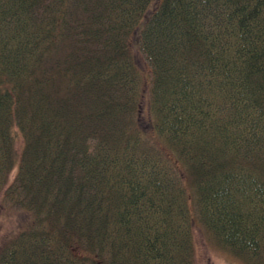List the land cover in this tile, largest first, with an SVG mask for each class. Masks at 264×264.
Listing matches in <instances>:
<instances>
[{
	"label": "trees",
	"instance_id": "1",
	"mask_svg": "<svg viewBox=\"0 0 264 264\" xmlns=\"http://www.w3.org/2000/svg\"><path fill=\"white\" fill-rule=\"evenodd\" d=\"M151 3L0 0V264H264V0Z\"/></svg>",
	"mask_w": 264,
	"mask_h": 264
},
{
	"label": "rangeland",
	"instance_id": "2",
	"mask_svg": "<svg viewBox=\"0 0 264 264\" xmlns=\"http://www.w3.org/2000/svg\"><path fill=\"white\" fill-rule=\"evenodd\" d=\"M158 2V0H152L149 6V10ZM145 23V17L140 20L136 26V32L131 37V51L134 55L136 62V67L140 74L141 85L140 89L142 92L141 99V110L139 113L140 121L142 126L146 129H150V119L148 114V98H149V87H150V67L145 60L144 56L139 50L138 46V35L140 34L143 25ZM138 33V35H137ZM153 137V133H152ZM148 138L150 136L148 135ZM21 141L16 143L17 148H19ZM16 168L13 170L12 174L9 176L8 184L13 181V176L15 174ZM6 186L2 189L0 193V245L2 240H7L9 237H13L18 230L25 228L28 224L27 215L22 209L8 200L4 195ZM192 234H193V263L194 264H245L241 259H237L234 256L225 253L207 234L206 230L201 226L197 212L194 208L192 202Z\"/></svg>",
	"mask_w": 264,
	"mask_h": 264
}]
</instances>
